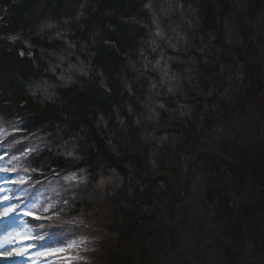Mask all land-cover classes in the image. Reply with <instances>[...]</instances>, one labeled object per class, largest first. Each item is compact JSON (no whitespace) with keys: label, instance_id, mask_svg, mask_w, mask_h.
<instances>
[{"label":"trees","instance_id":"obj_1","mask_svg":"<svg viewBox=\"0 0 264 264\" xmlns=\"http://www.w3.org/2000/svg\"><path fill=\"white\" fill-rule=\"evenodd\" d=\"M0 157L40 263L264 264V0H0Z\"/></svg>","mask_w":264,"mask_h":264},{"label":"rangeland","instance_id":"obj_2","mask_svg":"<svg viewBox=\"0 0 264 264\" xmlns=\"http://www.w3.org/2000/svg\"><path fill=\"white\" fill-rule=\"evenodd\" d=\"M228 30L232 37H236V39H232L233 42L239 40L238 31L236 24L234 22L233 25H228ZM182 45L178 46L181 48ZM176 48H174L175 50ZM163 55L166 57L167 52L162 50ZM75 179H66L68 184L75 185L80 183L83 177L80 174H74ZM73 176V175H72ZM71 177V176H70ZM9 193L10 190L6 188L3 178L0 176V215L2 216V220L0 221V254H13L19 260H22V264H39L36 260H34L33 255H23L21 256V251L25 248L26 251H29V246L26 247V242L29 238V233L26 231V227L21 222L22 217L25 215H21L18 217H14L12 212V206L9 201ZM7 212L8 216H5L4 213ZM24 226V227H22ZM62 250V249H61Z\"/></svg>","mask_w":264,"mask_h":264},{"label":"bare ground","instance_id":"obj_3","mask_svg":"<svg viewBox=\"0 0 264 264\" xmlns=\"http://www.w3.org/2000/svg\"><path fill=\"white\" fill-rule=\"evenodd\" d=\"M0 215V221L2 220ZM22 260H19L13 254H0V264H22Z\"/></svg>","mask_w":264,"mask_h":264},{"label":"snow or ice","instance_id":"obj_4","mask_svg":"<svg viewBox=\"0 0 264 264\" xmlns=\"http://www.w3.org/2000/svg\"><path fill=\"white\" fill-rule=\"evenodd\" d=\"M29 151H35V149H30ZM22 155L28 156V152L22 153ZM0 159H3V157H0ZM66 179H75V175L73 174V176L67 177ZM21 182H23V181H21ZM52 208L55 209V205L54 204L52 205ZM4 215L8 216V213L5 212Z\"/></svg>","mask_w":264,"mask_h":264}]
</instances>
